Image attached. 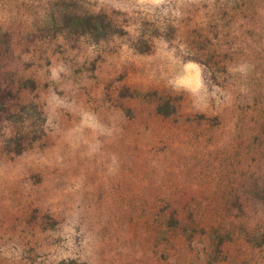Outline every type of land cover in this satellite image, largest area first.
I'll return each mask as SVG.
<instances>
[{"label": "rangeland", "instance_id": "1", "mask_svg": "<svg viewBox=\"0 0 264 264\" xmlns=\"http://www.w3.org/2000/svg\"><path fill=\"white\" fill-rule=\"evenodd\" d=\"M0 264H264V0H0Z\"/></svg>", "mask_w": 264, "mask_h": 264}, {"label": "trees", "instance_id": "2", "mask_svg": "<svg viewBox=\"0 0 264 264\" xmlns=\"http://www.w3.org/2000/svg\"><path fill=\"white\" fill-rule=\"evenodd\" d=\"M98 27H99V28H102V27L105 28V27H107V25H106L105 23H103V20H100V21H99V24H98Z\"/></svg>", "mask_w": 264, "mask_h": 264}]
</instances>
